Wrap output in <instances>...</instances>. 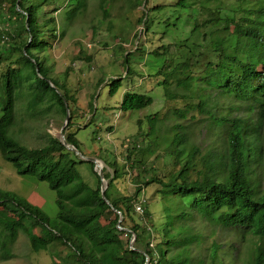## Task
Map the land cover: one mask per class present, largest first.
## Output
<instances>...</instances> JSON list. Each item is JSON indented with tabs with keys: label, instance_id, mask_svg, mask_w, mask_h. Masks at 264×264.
<instances>
[{
	"label": "trees",
	"instance_id": "trees-1",
	"mask_svg": "<svg viewBox=\"0 0 264 264\" xmlns=\"http://www.w3.org/2000/svg\"><path fill=\"white\" fill-rule=\"evenodd\" d=\"M16 1L0 0V153L17 175L45 182L54 191L56 214L49 217L24 198L0 190V234L5 235L0 259L13 258L8 245L21 233L31 251L48 254L51 264H145L146 258L147 264H224L215 244L206 256L195 258V250L204 242L203 232L193 223L198 215L211 226L247 235L252 248L246 264H264V176L257 179L252 172L263 156L256 144L264 127V0H236L240 4L231 8L217 3L202 20L191 16L196 9L190 12L185 0H178L169 14L165 5L138 11L143 1L147 6V0H127L132 22L142 26L144 34L157 32L164 37L170 26L193 20L185 38L148 52L162 60L149 78L159 79L167 102L183 107L145 116L146 136L154 135L156 123L165 127L171 116L184 120L188 112H197L216 129L221 152L215 157L212 149L199 154L198 148L188 145L182 125L175 120L164 131L162 153H156L160 144L154 143L155 137L142 149L126 147L120 168L114 161L106 163L111 172L103 170L104 198L93 163L78 158L58 138L47 134L44 144L28 147L15 137L19 124L28 126L53 112L64 117L65 105L71 122L64 138L77 149L75 132L80 129L72 122L70 70L54 77L43 56L65 32V25H58L54 15L61 9L59 0ZM113 1L98 0V9L105 12ZM84 8V0H73L64 22ZM130 54L124 53L122 65ZM81 59L89 62L91 57ZM133 74L127 68L124 77ZM101 84L99 78L96 86ZM107 85L108 94L115 95L121 78ZM222 100L253 104L257 123L230 116ZM152 102L146 94L125 90L118 108L141 110ZM88 108L91 113L92 103ZM90 120L89 116L82 128ZM137 124L140 127V119ZM150 157L154 158L148 162ZM158 157L164 161L161 167L155 163ZM129 184L134 187L132 194L124 192ZM150 185L157 186L162 205L158 225L143 204L141 219L135 217L138 196ZM117 212L122 216L119 226L129 232L117 228ZM132 235L134 249L129 247Z\"/></svg>",
	"mask_w": 264,
	"mask_h": 264
},
{
	"label": "rangeland",
	"instance_id": "rangeland-1",
	"mask_svg": "<svg viewBox=\"0 0 264 264\" xmlns=\"http://www.w3.org/2000/svg\"><path fill=\"white\" fill-rule=\"evenodd\" d=\"M177 1L147 0V6L143 1L137 10L165 5L169 14L171 9H175L173 5ZM84 2L85 8L80 13H76L69 22H64V13L72 9L73 0L57 2L61 9L54 15L58 25H65V32L52 41L49 52H43V56L48 58L46 65L51 68L54 77H60L65 69L70 70L67 84L73 91L74 98L72 122L75 127H80L75 132L78 151L86 157L98 158L103 164H100L101 167L111 172L106 163L110 165L114 161L116 167L123 166L125 148L130 145L142 149L151 144L156 137L154 143L160 144L156 153H162L164 131L174 125L176 120L182 125V131L186 133L189 146L198 148L199 154H205L212 149L214 157L219 156L221 150L215 136L216 129L209 126L208 119L197 112H188L184 120L171 116L165 121V127L156 123L154 135L146 136L148 123L145 116L162 115L170 112L171 109L180 110L183 107L181 103L167 102L161 87L158 86L159 79L149 78L154 77L150 75L161 67L162 60L151 57L148 52L157 46L185 38L193 20L180 22L175 27L170 26L166 29L164 37L157 32L144 34L142 26L133 24L127 0H115L109 3L105 6V12L98 9V0H84ZM217 3L229 8L240 4L236 0H185V6L189 8V11L196 9V12L190 11L191 16L197 15L199 20L204 18V13L209 7L214 8ZM134 13L137 15L138 12ZM134 34L137 35L136 38L133 37ZM118 45L122 48H118ZM136 45L138 50L134 51ZM127 52L131 54L127 57V64L122 65L124 53ZM82 57H91V60L88 62L81 59ZM127 68L134 70L135 74L124 77ZM117 77L121 78V87L115 95L110 96L107 83ZM99 78L103 80V84L98 87L96 84ZM125 90L146 94L153 99V102L141 110L121 112L118 105ZM89 103L93 105L91 113H89ZM221 104L229 108L230 116L241 117L249 124L257 123L256 109L253 104L223 100ZM89 116L91 117L89 124L82 128ZM139 119L140 127L137 124ZM63 123L64 117L53 112L40 121L27 123L28 126L19 124L20 133H17L15 128V137L28 147H38L45 143L47 134L59 139ZM108 128L112 131L109 132ZM158 128L160 130L157 131ZM66 129L67 126L64 130ZM260 137L261 140L256 147L263 156L258 159L259 163L252 167V172L257 179L264 176V127ZM153 158L150 157L147 161L150 162ZM155 163L161 167L164 161L158 157ZM168 167L171 168V165L168 164ZM126 189L124 192L127 194H132L134 191L131 184ZM0 190L24 198L30 204L39 207L49 217H54L56 214L54 191L50 190L45 182H38L30 176L17 175L12 164L6 162L1 153ZM156 190L157 186H148L140 193L137 201H145L143 205L149 209L154 223L158 225L161 223L163 214ZM135 217L140 220V213L136 211ZM193 223L204 234L203 245L194 252L196 259L206 256L209 253L207 249L215 244L218 247V256L223 259L224 264H246L252 248L247 235L240 236L236 229L211 226L198 215L193 216ZM3 240L5 235L0 234V244ZM8 247L13 258L0 259V264H51L48 254L31 251L26 236L21 233Z\"/></svg>",
	"mask_w": 264,
	"mask_h": 264
},
{
	"label": "water",
	"instance_id": "water-1",
	"mask_svg": "<svg viewBox=\"0 0 264 264\" xmlns=\"http://www.w3.org/2000/svg\"><path fill=\"white\" fill-rule=\"evenodd\" d=\"M18 1H19V0H17L16 2L18 3ZM17 11H19V12L22 13V11L19 10L18 8H17ZM68 121H69V111H68L67 106L65 105L64 123H63V126L61 127V130H60L59 140H60V142L62 143V145H63L67 150L72 151V152H73L78 158H80V159H82V160H85V161H90V162L93 163V165H94V170H95L96 173L98 174V176H99V178H100V182H101L100 193H101L102 198H104V191H105V189H106V181L103 179V170H104V168H103V167L101 168L100 165H99V164H102V162H101L99 159H97V158H92V157H86V156H84L83 154H81V153L78 151L77 148H75V147H74L73 145H71V144H68V143L65 141V138H64V132H65V130H64V128H65V126H67ZM102 165H103V164H102ZM105 201H106V203H108V201H107L106 199H105ZM108 204H109V203H108ZM117 213L119 214V219H118V221H117V228H118L119 230H126L127 232H129L128 229H123L121 226H119V224H120L121 221H122V216L120 215L119 212H117ZM131 237H132V238L129 240V247H130L131 249H134L133 246H132L133 241H134V236L132 235ZM147 261H148V259L146 258V262H145V264H147Z\"/></svg>",
	"mask_w": 264,
	"mask_h": 264
},
{
	"label": "built area",
	"instance_id": "built-area-1",
	"mask_svg": "<svg viewBox=\"0 0 264 264\" xmlns=\"http://www.w3.org/2000/svg\"><path fill=\"white\" fill-rule=\"evenodd\" d=\"M145 202V201H144ZM143 201L141 202H138L136 205H135V211L141 213L142 212V208H141V205L144 203ZM142 203V204H141Z\"/></svg>",
	"mask_w": 264,
	"mask_h": 264
},
{
	"label": "bare ground",
	"instance_id": "bare-ground-1",
	"mask_svg": "<svg viewBox=\"0 0 264 264\" xmlns=\"http://www.w3.org/2000/svg\"><path fill=\"white\" fill-rule=\"evenodd\" d=\"M100 165V164H99ZM100 167H101V165H100ZM102 168V167H101Z\"/></svg>",
	"mask_w": 264,
	"mask_h": 264
}]
</instances>
